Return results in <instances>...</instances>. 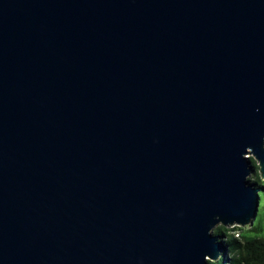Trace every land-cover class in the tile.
I'll list each match as a JSON object with an SVG mask.
<instances>
[{"label": "water", "instance_id": "95a60500", "mask_svg": "<svg viewBox=\"0 0 264 264\" xmlns=\"http://www.w3.org/2000/svg\"><path fill=\"white\" fill-rule=\"evenodd\" d=\"M264 0H0V264H209L264 185Z\"/></svg>", "mask_w": 264, "mask_h": 264}, {"label": "trees", "instance_id": "16d2710c", "mask_svg": "<svg viewBox=\"0 0 264 264\" xmlns=\"http://www.w3.org/2000/svg\"><path fill=\"white\" fill-rule=\"evenodd\" d=\"M258 181L259 177L254 180ZM259 231L261 228L254 225L246 231L240 227L218 226L214 235L222 238L224 252L218 261H210L209 264H264V237L251 235ZM235 232H239L240 236L236 237Z\"/></svg>", "mask_w": 264, "mask_h": 264}, {"label": "rangeland", "instance_id": "374dc122", "mask_svg": "<svg viewBox=\"0 0 264 264\" xmlns=\"http://www.w3.org/2000/svg\"><path fill=\"white\" fill-rule=\"evenodd\" d=\"M252 160H253L254 164L257 166V173L251 175L249 177V179L254 182V180H256V178L259 177V181L258 182L260 184L264 185V181H262L261 175H260V172H259L258 162L253 157H252ZM254 226L255 227H260L261 231L253 232L251 235L258 236V237H264V192H262L260 194V206H259V211H258L257 218L255 220ZM240 228H242V227H240ZM250 228H251L250 226L243 227V231L244 230L246 231V230H248Z\"/></svg>", "mask_w": 264, "mask_h": 264}, {"label": "built area", "instance_id": "2783aa9c", "mask_svg": "<svg viewBox=\"0 0 264 264\" xmlns=\"http://www.w3.org/2000/svg\"><path fill=\"white\" fill-rule=\"evenodd\" d=\"M235 236L236 237H239L240 236V233L239 232H235Z\"/></svg>", "mask_w": 264, "mask_h": 264}]
</instances>
